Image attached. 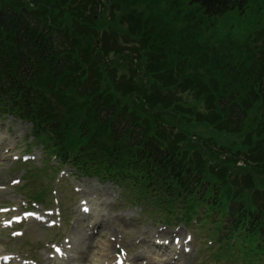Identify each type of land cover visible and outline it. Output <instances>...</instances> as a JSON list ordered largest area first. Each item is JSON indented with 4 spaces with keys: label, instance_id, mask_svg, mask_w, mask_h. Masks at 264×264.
Wrapping results in <instances>:
<instances>
[{
    "label": "trees",
    "instance_id": "trees-1",
    "mask_svg": "<svg viewBox=\"0 0 264 264\" xmlns=\"http://www.w3.org/2000/svg\"><path fill=\"white\" fill-rule=\"evenodd\" d=\"M146 1L109 0L121 6V23L132 20L127 34L141 41L148 27H140L133 6ZM172 1L195 24L192 51L179 72L154 60L152 82L131 53H121L118 34H107L103 0H0V113L32 123L35 140L83 173L135 192L180 222L213 224L228 241L264 254V188L257 186L264 173V42L203 49L198 39L208 22L242 16L254 4L264 10V0ZM122 66L129 75L118 73ZM180 91H190L200 110L185 106ZM158 105L162 117L150 112ZM186 122L245 137L225 148L197 132L194 140Z\"/></svg>",
    "mask_w": 264,
    "mask_h": 264
},
{
    "label": "rangeland",
    "instance_id": "rangeland-1",
    "mask_svg": "<svg viewBox=\"0 0 264 264\" xmlns=\"http://www.w3.org/2000/svg\"><path fill=\"white\" fill-rule=\"evenodd\" d=\"M250 2L256 3L254 0ZM103 3L101 10L106 9V20L109 23L107 34L111 35L112 30L118 34L117 40L122 45L121 53H131L135 66L142 69L152 82L153 77L149 76L148 67L155 63L154 60L156 63L158 60L162 61H159L161 64L169 63L176 72L182 69V56L184 53H191L192 45L189 40L196 32L195 24L189 21V16L183 9H178L172 0L171 3L167 0H149L135 4L133 10L136 12V19L140 27L141 24L147 26L149 32L141 41L142 37L139 35L127 34L133 23L132 20L121 23L118 17L121 16V11H118L121 6L113 5L109 0H103ZM262 8H256L254 4L247 15L231 12L214 20L213 24L208 22L210 27L199 37L195 35V39L198 37L203 49L215 45L223 47L222 41L242 47L253 46L256 44L254 39L264 42ZM103 17L98 15L96 20ZM152 25L153 30L150 29ZM260 35L263 36L259 37ZM138 52L142 54L140 62L134 59L140 57ZM128 71L127 66H122L118 73L129 75ZM141 76L144 77L143 74ZM190 93L180 91L178 97L185 106L196 107L197 102ZM160 107L158 105L150 112H156L157 116L162 117L156 111ZM200 124L189 125L186 122L182 128L194 140L197 132L198 136L211 140L215 138L217 145H224L225 148H232V140L240 142L245 137V134L222 135L205 123ZM10 130L16 133L13 134ZM32 134V123L0 113V137L3 136L1 138L4 139L0 156V257L8 258L4 264H80L73 260L84 255L81 251H85L86 245L84 242L80 243L77 231L85 229L86 234L90 235L93 233L91 227L95 226L98 217L105 218L106 223L101 227L96 226L95 231L102 232L95 234L92 243L94 260L83 264H99L104 259L102 256L107 249V240L114 233L117 240L112 242V250L121 255L119 264H264V254L258 253L256 248H245L240 243L232 244L219 237L214 225H203L200 220L191 225H180L177 219L168 216L165 210L155 204L140 202L134 197L135 192L112 181L101 182L97 178L84 176L72 164H58L51 156L52 147L44 150L45 146L33 139ZM212 147L216 149L215 146ZM5 148L11 149L8 158L4 156ZM237 166H242L244 170L247 168L242 162L237 163ZM260 177L262 179L259 181L256 179L257 186L264 188V173L258 176ZM44 190L46 201L35 200L36 192L42 196ZM93 197L96 198L93 217L83 220L82 211L86 208L83 203L93 200ZM14 217H19L21 222L13 223ZM158 234L166 236H160V241L167 239L171 244L181 247L177 259L171 260L177 253L170 246L165 259L157 256L151 235L157 237ZM72 237L76 242L70 245L68 241ZM67 246L69 249L66 259L58 256V248L62 253Z\"/></svg>",
    "mask_w": 264,
    "mask_h": 264
},
{
    "label": "bare ground",
    "instance_id": "bare-ground-1",
    "mask_svg": "<svg viewBox=\"0 0 264 264\" xmlns=\"http://www.w3.org/2000/svg\"><path fill=\"white\" fill-rule=\"evenodd\" d=\"M12 133L15 134L16 132L13 131ZM1 137H3V136H1ZM1 137H0V156H1V151H2L1 147L4 144V139L1 138ZM10 151H11V149H8V148H5L4 149V152L6 153V154H4V156H6V158H8V156L10 155ZM0 160H1V158H0ZM95 201H96V198L93 197V200H91V201H89V202L86 203L87 205H90L91 206L92 212H90L88 214H85L83 220H89L90 218L93 217L94 210L96 209L95 208V206H96ZM73 220H75V219H73ZM105 223H106L105 218L98 217L97 220H96L95 226H92L91 227V230L93 231V233H91L90 235L86 234V230L85 229L84 230L81 229V230H78V231H77V229H74V230H76L78 232L77 233V238L80 240V243L84 242L83 244L86 245V246H85V251H81L82 254H84V255H82L81 257H79L78 260H73V261H75V262L77 261L80 264H83V262H85V261L86 262H90V261H93L94 260V258L92 256V254H93L92 253V250H93V246L94 245H92V243H93V240L95 239V234H97V232L99 234H101V232H102V230L101 231L100 230L99 231L98 230L95 231L96 230V226L101 227ZM180 235H183V234L181 233ZM160 236L161 237H166V236H164L162 234H158L157 237L156 236L153 237L151 235V237L153 239L152 244H154L155 249L157 250V256H159L161 259H165V257L169 253V250H170L169 249V246H170L172 249H174L175 253H177V255L175 257L171 258V260L177 259V257L180 254V248L181 247L180 246H177L175 243L174 244H171L170 241H168L167 239H165L163 241H160ZM88 240H90V242H87ZM116 240H117L116 233L112 234L108 238L107 245H106L107 249L105 250V253H104L105 255L103 254V256H102L104 259H102V261L99 264H119L118 263L119 260H122V257L120 255V253L118 252L117 254H115V252L112 250V246H113V243L112 242H114ZM75 242H76L75 241V238H73V237L69 240L70 245L75 244ZM183 245H184V243H183ZM183 245H181V246H183ZM67 249H68V247L65 248L64 253H62V255H61L64 259H66L65 256H68ZM184 251L186 252V250H184ZM117 256L120 257V258L116 262ZM138 257H139V255H138ZM128 262H129V260H128Z\"/></svg>",
    "mask_w": 264,
    "mask_h": 264
}]
</instances>
